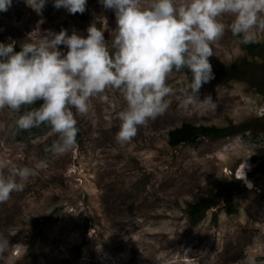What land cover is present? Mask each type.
<instances>
[{
	"label": "rangeland",
	"instance_id": "374dc122",
	"mask_svg": "<svg viewBox=\"0 0 264 264\" xmlns=\"http://www.w3.org/2000/svg\"><path fill=\"white\" fill-rule=\"evenodd\" d=\"M83 15L53 0L39 12L12 0L0 11V43L20 46L62 29L86 36L94 23L110 44L114 11L87 0ZM256 39L262 53L229 31L213 42L212 71L230 77L210 79L195 96L189 70L170 73L168 109L124 145L115 140L126 106L116 89L93 95L86 114L73 109L76 144L59 156L45 151L57 138L50 127L16 131L17 114L0 110V159L35 173L0 203V239L8 241L0 264H245L246 255L264 264L262 73L243 69L264 64V32ZM207 96L214 105L205 108ZM182 123L248 127L169 145L168 132ZM196 204L205 208L192 224L186 209Z\"/></svg>",
	"mask_w": 264,
	"mask_h": 264
},
{
	"label": "clouds",
	"instance_id": "9594fccd",
	"mask_svg": "<svg viewBox=\"0 0 264 264\" xmlns=\"http://www.w3.org/2000/svg\"><path fill=\"white\" fill-rule=\"evenodd\" d=\"M47 0H25L39 12ZM114 11L116 28L111 43L94 23L83 36L66 29L38 41L0 43V110L16 113V131L41 125L57 138L45 151L63 155L76 144L74 111L86 114L88 101L106 89H116L126 106L117 114L115 140L124 145L139 126L168 109L172 89L167 78L188 69L190 92L195 96L213 77L211 44L226 31L247 45L264 32V0H99ZM12 0H0L5 11ZM87 0H53L57 9L83 13ZM227 18V19H225ZM63 45L66 51L59 46ZM39 102V103H37ZM201 104L214 105L211 96ZM16 132L13 133L15 135ZM35 173L27 166L0 159V203L23 191ZM240 178V177H237ZM8 241L0 239V252ZM245 264H257L246 255Z\"/></svg>",
	"mask_w": 264,
	"mask_h": 264
},
{
	"label": "trees",
	"instance_id": "16d2710c",
	"mask_svg": "<svg viewBox=\"0 0 264 264\" xmlns=\"http://www.w3.org/2000/svg\"><path fill=\"white\" fill-rule=\"evenodd\" d=\"M79 15L81 17H84L83 13H79ZM15 46H16V50H19L20 46L16 44ZM242 46L250 52L256 51L262 53L261 45L258 43H250L247 45L242 44ZM243 69L248 72V75L249 74L252 75L253 73H255L256 70L261 71L262 77L261 80L258 82V87L260 89L261 94L264 97V64H259L258 67H256V64L249 66L246 65L244 66ZM184 70H188V69H184ZM212 72H213V77H212L213 80L222 81L223 79L226 80L230 77L229 76L230 71H228V69H225L224 73L221 71H212ZM247 127L248 124L241 126H231V127L230 126L217 127L215 125H193L191 123H182L179 127H176L168 132L167 141L169 145L177 146L184 142H193L200 137H206V138L225 137L240 132L241 130L246 129ZM77 137L78 134L76 136V139ZM204 208L205 206L201 204L188 205L186 211L192 224L198 222L204 211Z\"/></svg>",
	"mask_w": 264,
	"mask_h": 264
},
{
	"label": "water",
	"instance_id": "95a60500",
	"mask_svg": "<svg viewBox=\"0 0 264 264\" xmlns=\"http://www.w3.org/2000/svg\"><path fill=\"white\" fill-rule=\"evenodd\" d=\"M250 180H253V177H250Z\"/></svg>",
	"mask_w": 264,
	"mask_h": 264
},
{
	"label": "built area",
	"instance_id": "2783aa9c",
	"mask_svg": "<svg viewBox=\"0 0 264 264\" xmlns=\"http://www.w3.org/2000/svg\"><path fill=\"white\" fill-rule=\"evenodd\" d=\"M263 143H264V139L263 140H261Z\"/></svg>",
	"mask_w": 264,
	"mask_h": 264
}]
</instances>
